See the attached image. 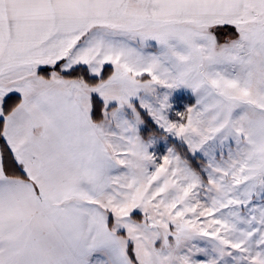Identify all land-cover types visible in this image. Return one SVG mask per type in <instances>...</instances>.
Returning a JSON list of instances; mask_svg holds the SVG:
<instances>
[{
	"label": "snow or ice",
	"instance_id": "6c2138e0",
	"mask_svg": "<svg viewBox=\"0 0 264 264\" xmlns=\"http://www.w3.org/2000/svg\"><path fill=\"white\" fill-rule=\"evenodd\" d=\"M0 264H264V0H0Z\"/></svg>",
	"mask_w": 264,
	"mask_h": 264
},
{
	"label": "trees",
	"instance_id": "16d2710c",
	"mask_svg": "<svg viewBox=\"0 0 264 264\" xmlns=\"http://www.w3.org/2000/svg\"><path fill=\"white\" fill-rule=\"evenodd\" d=\"M3 143V141H0V144H2Z\"/></svg>",
	"mask_w": 264,
	"mask_h": 264
}]
</instances>
